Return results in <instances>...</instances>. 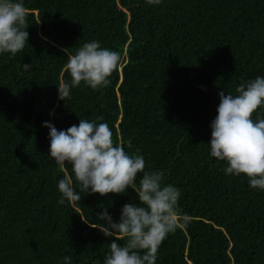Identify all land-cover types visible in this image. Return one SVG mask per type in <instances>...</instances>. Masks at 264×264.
I'll return each instance as SVG.
<instances>
[{"label": "trees", "instance_id": "obj_1", "mask_svg": "<svg viewBox=\"0 0 264 264\" xmlns=\"http://www.w3.org/2000/svg\"><path fill=\"white\" fill-rule=\"evenodd\" d=\"M29 44L0 56V264H102L114 220L136 194L80 193L59 204L63 171L49 161L50 121L60 129L102 116L114 140L139 150L146 169L181 190L187 224L163 241L157 264H264V192L225 175L208 154L218 92L264 76V0H24ZM47 38L45 40L44 38ZM90 40L118 52L107 88L83 84L57 99L67 79L62 49ZM23 64H32L28 72ZM54 110V115L50 111ZM87 223H85V222ZM92 226V227H91ZM123 243V241H121Z\"/></svg>", "mask_w": 264, "mask_h": 264}, {"label": "clouds", "instance_id": "obj_2", "mask_svg": "<svg viewBox=\"0 0 264 264\" xmlns=\"http://www.w3.org/2000/svg\"><path fill=\"white\" fill-rule=\"evenodd\" d=\"M146 3L159 6L163 0ZM27 17L24 0H0V56L8 54L12 59L29 44ZM62 51L68 78L58 83L57 99L64 102L82 84L92 90L110 86V77L122 62L118 52L98 40L85 42L74 52ZM31 68L32 64L22 65L24 72ZM218 99L216 116L209 124V157L223 162L225 175H243L250 189L264 192V76L242 80L234 94L223 89ZM103 120L102 116L80 118L78 124L60 130L50 121L42 122L48 129L47 159L64 173L56 184L58 202H80L81 192L105 197L132 190L136 196L122 206L118 220L103 206L96 215L103 226L93 228L111 241L102 264H157L163 241L187 224V218H179L181 190L165 182L162 170L146 169L139 150L126 151L131 141L114 140ZM62 264H72L71 257H63Z\"/></svg>", "mask_w": 264, "mask_h": 264}]
</instances>
